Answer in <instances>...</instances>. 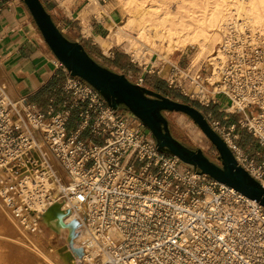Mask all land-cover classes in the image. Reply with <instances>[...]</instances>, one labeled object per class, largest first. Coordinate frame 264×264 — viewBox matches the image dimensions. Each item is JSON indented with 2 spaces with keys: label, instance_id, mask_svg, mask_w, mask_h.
I'll return each mask as SVG.
<instances>
[{
  "label": "built area",
  "instance_id": "2783aa9c",
  "mask_svg": "<svg viewBox=\"0 0 264 264\" xmlns=\"http://www.w3.org/2000/svg\"><path fill=\"white\" fill-rule=\"evenodd\" d=\"M220 48L224 61L216 69L169 64L164 84L208 109L211 129L262 185L264 32L231 25ZM54 65L66 77L45 109L0 83V175L41 162L45 149L65 173L53 200L42 185L27 192L25 218L35 221L57 198L82 209L76 234L87 264H264V207L159 150L126 108H111L56 59ZM237 128L254 139L253 155L237 143ZM8 203L19 210L11 196Z\"/></svg>",
  "mask_w": 264,
  "mask_h": 264
},
{
  "label": "bare ground",
  "instance_id": "6f19581e",
  "mask_svg": "<svg viewBox=\"0 0 264 264\" xmlns=\"http://www.w3.org/2000/svg\"><path fill=\"white\" fill-rule=\"evenodd\" d=\"M187 2L190 5L189 0H112L110 7L121 9L125 20L107 39L101 41V48L106 53L113 46L125 44L126 51L132 49L133 57L137 59L146 50L155 52L156 48H160L159 52L170 54L194 46V62L204 60L216 69L224 59L221 48H215L229 26L237 30L248 26L253 31H264V0H207L202 9L195 11L186 7ZM58 170L54 157L45 149L41 162L35 160L31 166L8 169L0 175V221H5L0 227L1 241L9 238L4 233L6 229L22 232L17 220L28 221L27 225L23 224L24 227L31 226L34 218L30 215L25 218L27 214L22 209L27 192L39 185L47 191L54 187L55 181L60 185ZM8 196L14 199L18 211L13 206L10 208ZM55 197L56 194L51 197L52 200ZM56 210L58 212L54 218L40 225L33 224L35 229L40 226L41 236L36 240L24 239L23 247L18 245V250L8 259L10 264H30L34 256L40 264H86L87 257H75L66 243L68 224L75 221V233L78 232L77 223L81 219L82 209L59 203ZM41 228L52 235V245L42 242ZM73 244L71 247L79 248L82 235L77 234Z\"/></svg>",
  "mask_w": 264,
  "mask_h": 264
},
{
  "label": "crops",
  "instance_id": "0c3cea01",
  "mask_svg": "<svg viewBox=\"0 0 264 264\" xmlns=\"http://www.w3.org/2000/svg\"><path fill=\"white\" fill-rule=\"evenodd\" d=\"M111 1L41 0L53 22L67 39L78 41L88 53L90 50H97L103 56L105 53L101 48V41L107 39L125 18L121 9L110 7ZM184 58V52L177 57L176 62L181 67H186V64H182ZM54 61L53 54L24 3L21 0H0V82L8 90L7 93L12 97H23L27 103L45 109L50 103L52 89L63 83L66 77L61 70L55 68ZM112 62L115 64L113 60ZM159 69V75L149 73ZM168 69L169 63L150 60L136 73L135 80L132 79L130 70L122 71L131 82L136 83L141 78L151 82L156 88L151 78L164 84ZM144 87L150 86L144 84ZM58 102L59 99H56L55 106ZM203 110L208 111L206 108ZM236 134L237 143L249 155H253L257 150L254 139L244 130H236Z\"/></svg>",
  "mask_w": 264,
  "mask_h": 264
},
{
  "label": "water",
  "instance_id": "95a60500",
  "mask_svg": "<svg viewBox=\"0 0 264 264\" xmlns=\"http://www.w3.org/2000/svg\"><path fill=\"white\" fill-rule=\"evenodd\" d=\"M29 11L45 44L71 76L91 85L115 109L124 106L139 119L151 134L159 150H165L184 164L230 187L264 207V187L235 160L225 142L209 126L203 113L193 105L179 102L144 86L131 82L97 63L78 41L67 39L53 22L41 0H21ZM175 112L187 116L218 153L219 163L211 161L201 150H191L173 137L163 116ZM78 256L82 251L76 250Z\"/></svg>",
  "mask_w": 264,
  "mask_h": 264
},
{
  "label": "rangeland",
  "instance_id": "374dc122",
  "mask_svg": "<svg viewBox=\"0 0 264 264\" xmlns=\"http://www.w3.org/2000/svg\"><path fill=\"white\" fill-rule=\"evenodd\" d=\"M206 1L207 0H189L190 5L187 2L188 6H186V7L189 9H193V10L194 9L199 10L205 6L204 4ZM124 20H125V18L123 19L122 23L124 22ZM122 23H120L118 26H120ZM244 27L245 26H243V28ZM245 28H248V26H246ZM227 31H228V29H227ZM227 31L225 32L226 34H227ZM254 31H258V30H254ZM260 32H264V31L260 30ZM224 36L225 35H223L221 43L217 44L215 49L220 48V46L223 42ZM85 50L88 53L87 49H85ZM159 50H160V48H156L155 52H151L150 50H146V51H144V54L141 55L140 58H137V59H135V57H133V53L131 52V51H133L132 49H130L129 51H126L125 44H123L122 46H119V47L113 46L111 49L107 50L106 53L104 52L105 56L101 55V53L97 50L96 51L90 50L89 53H90V56L97 63L102 64L104 67H106V68H108V69H110L116 73L125 75L124 72H127L130 70L132 73L131 76H132L133 80H135V75H136V73H138L140 71V68L144 67L150 60L152 62L162 61L163 63L174 64V63H177L176 62L177 57H179V55L182 52H184V55H185L184 63H182V64L187 65L191 61V66H192L194 71H197L202 66L203 63L206 66L208 65L204 62V60H200L199 62H194L193 58H194V53L196 52V48L194 46H188L187 48L183 49L182 51L176 50L170 54H166L163 51L159 52ZM213 55L216 56L215 54H213ZM112 60L114 61L115 64H113ZM122 70H125V71L123 72ZM151 81H153V84L156 85V88L159 92L155 91L156 88L152 86L151 82H148L145 79H144L143 84H148L150 87L152 86L151 88L154 89L153 91H155L161 95H164L170 99H173V100L175 99L176 101H179V102H183V100H187V102L190 105L191 104L199 105L197 102L189 101L188 99H186L185 97H183L181 94H179L176 91H169L165 87V84L156 81L155 78H151ZM0 83L2 84V82H0ZM150 87H146V88L151 89ZM220 100H221V105H225L226 101L224 99H220ZM199 106H200L199 109L198 108L197 109L200 110L202 113H205L203 110V108H205V107H203L201 105H199ZM119 108L122 109L125 107L122 105H119ZM216 108H218V106ZM209 110H213L214 113H216L217 109H215L214 107H211V108H209ZM216 115H217V113H216ZM163 116L167 121L168 129H169L170 133L173 135V137L175 139H177L179 142H181L183 145H185L186 147H188L191 150H198V149L201 150L202 153L206 157H208L211 161L215 160V161H217L216 163H219L218 153L216 152L215 148L204 137V135L199 130V128L187 116L180 114V113H175V112H164ZM217 116H219V115H217ZM236 118L237 117H234L232 120L235 121ZM237 130H239V128H237ZM142 132L147 133L148 131L146 129H143ZM56 166L59 169L58 171H59L61 183L63 184V181H65V173L61 170V168L57 164H56ZM262 183H264V182H262ZM57 187H58V184L55 183L54 187L52 188V191L50 192L51 195H53V196L55 194L57 195V192H58ZM63 200L64 199H59V198H57V200L55 199L52 202V205L49 206L48 210H46V212H44L43 214H40L38 217H36L35 218L36 220L33 221L31 226H29V227H24L25 225H23V223H21L20 220L19 221L17 220L16 223L20 226L23 233L19 232V231L18 232L17 231H10L9 229L5 228L6 231L4 233H6L9 238L5 239L4 241H1V239H0V264H10L9 263L10 261L8 259H10V257L12 256V253L14 254L15 251L18 250L17 249L18 245H21L23 247L22 241L24 239L28 238L30 240H36L39 238V236H41L40 231H39L40 226L38 229H35L36 227L33 224L36 223V224L40 225V224H43V223L49 221L50 218H54L58 212L56 210V207L59 206V203L62 204L64 202ZM10 208H12V205L10 206ZM32 216H34V215H32ZM32 220H34V219H32ZM2 222L5 223V221H0V227L3 226ZM25 224L27 225L28 221ZM75 227H76L75 221H72L71 223L68 224L66 243L68 244L72 254H74L75 257L80 258L81 256H83V254L81 256H78V254L76 253V250L79 248L71 247V246H74V244H73L74 239L77 237V234L75 233ZM41 229H42V237H41L42 242L44 244L52 245L53 244L52 243L53 242L52 235L49 234L48 231H46L45 229H43V228H41ZM2 232H3V230H2ZM44 251L48 252L47 250H44ZM30 264H40V262H39L38 258L34 256V260H33V262H30ZM44 264H50V263H44ZM86 264H87V262H86Z\"/></svg>",
  "mask_w": 264,
  "mask_h": 264
},
{
  "label": "trees",
  "instance_id": "16d2710c",
  "mask_svg": "<svg viewBox=\"0 0 264 264\" xmlns=\"http://www.w3.org/2000/svg\"><path fill=\"white\" fill-rule=\"evenodd\" d=\"M46 11H47V10H46ZM70 41H72V40H70ZM100 65H102V64H100ZM102 66H103V65H102ZM158 89H159V88H158ZM156 91L159 92L157 89H156ZM174 100H175V99H174ZM183 102L189 104V103L187 102V100H183ZM191 105H194V106H195L196 108H198V109H199V107H200L199 105H196V104H191ZM212 161L217 162V161H215V160H212Z\"/></svg>",
  "mask_w": 264,
  "mask_h": 264
},
{
  "label": "snow or ice",
  "instance_id": "6c2138e0",
  "mask_svg": "<svg viewBox=\"0 0 264 264\" xmlns=\"http://www.w3.org/2000/svg\"><path fill=\"white\" fill-rule=\"evenodd\" d=\"M81 199H83V197H81ZM221 239H223V237H221ZM176 241L175 240H173V243H175Z\"/></svg>",
  "mask_w": 264,
  "mask_h": 264
}]
</instances>
